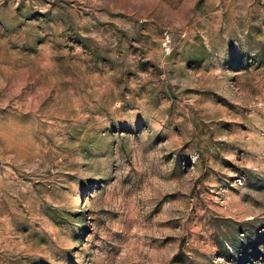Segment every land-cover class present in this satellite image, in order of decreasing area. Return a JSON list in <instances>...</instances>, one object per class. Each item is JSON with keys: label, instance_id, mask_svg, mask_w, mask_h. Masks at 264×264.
Wrapping results in <instances>:
<instances>
[{"label": "rangeland", "instance_id": "rangeland-1", "mask_svg": "<svg viewBox=\"0 0 264 264\" xmlns=\"http://www.w3.org/2000/svg\"><path fill=\"white\" fill-rule=\"evenodd\" d=\"M0 264H264V0H0Z\"/></svg>", "mask_w": 264, "mask_h": 264}]
</instances>
